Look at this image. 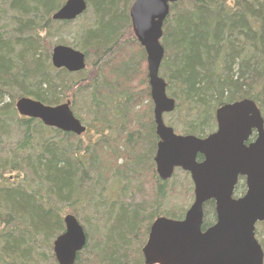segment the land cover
<instances>
[{"label": "trees", "instance_id": "trees-1", "mask_svg": "<svg viewBox=\"0 0 264 264\" xmlns=\"http://www.w3.org/2000/svg\"><path fill=\"white\" fill-rule=\"evenodd\" d=\"M66 1L0 0V264H58L54 241L68 213L87 235L75 264H146L152 222L182 219L193 183L181 169L168 180L155 169L159 139L146 52L132 30L134 0H85L77 19L54 20ZM72 28L68 43L62 35ZM161 43L159 74L176 100L164 119L177 133L206 137L216 109L245 98L264 118V0H179ZM58 44L85 53V69L54 68ZM25 96L46 105L72 97L86 131L21 116L15 103ZM245 191L240 177L234 196ZM215 221L211 200L203 228ZM255 233L264 251V222Z\"/></svg>", "mask_w": 264, "mask_h": 264}, {"label": "water", "instance_id": "water-1", "mask_svg": "<svg viewBox=\"0 0 264 264\" xmlns=\"http://www.w3.org/2000/svg\"><path fill=\"white\" fill-rule=\"evenodd\" d=\"M179 0H134L130 7L132 30L146 52L148 83L154 104L159 139L154 156L159 177L168 180L175 169L190 174L194 200L182 219L157 217L142 248L146 264H264V251L256 238V224L264 222V118L256 102L242 99L219 106L216 130L206 137L177 134L164 122V114L176 108L159 74L165 56L161 43L164 22L171 5ZM85 0H67L53 19L73 21L87 10ZM56 69L79 72L86 55L58 44L51 53ZM21 116L39 119L45 126L77 136L86 131L70 102L46 105L31 97L15 103ZM256 138L250 141L253 132ZM199 156L202 158L199 160ZM240 176L246 192L234 197ZM213 200L216 222L203 228L204 206ZM65 230L54 241L58 264H75L87 242L84 227L74 214L64 216Z\"/></svg>", "mask_w": 264, "mask_h": 264}, {"label": "rangeland", "instance_id": "rangeland-1", "mask_svg": "<svg viewBox=\"0 0 264 264\" xmlns=\"http://www.w3.org/2000/svg\"><path fill=\"white\" fill-rule=\"evenodd\" d=\"M76 29L75 28H72V30L71 31H66V33H64L63 35H62V38L65 40V41H67L68 43H71V42H73V36L75 35V31ZM145 66H146V69H147V61H146V64H145ZM148 72V71H147ZM148 77V76H147ZM149 84V83H148ZM144 84H142V85H140L141 87L139 88L140 90L141 89H143V87L145 88V86H143ZM71 102H72V97L69 99ZM152 100V99H151ZM67 101V100H66ZM153 102V101H152ZM146 105L145 106H148L149 105V103H148V101H147V99L145 100V102H144ZM94 131H95V129H94ZM82 139H86V137L84 136ZM177 178H178V176H177ZM176 178V179H177ZM133 185V184H132ZM193 199H194V195H193ZM191 203H192V201H191Z\"/></svg>", "mask_w": 264, "mask_h": 264}, {"label": "bare ground", "instance_id": "bare-ground-1", "mask_svg": "<svg viewBox=\"0 0 264 264\" xmlns=\"http://www.w3.org/2000/svg\"><path fill=\"white\" fill-rule=\"evenodd\" d=\"M150 87V86H149ZM153 110H154V107H153ZM239 181V180H238Z\"/></svg>", "mask_w": 264, "mask_h": 264}]
</instances>
